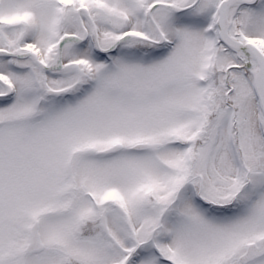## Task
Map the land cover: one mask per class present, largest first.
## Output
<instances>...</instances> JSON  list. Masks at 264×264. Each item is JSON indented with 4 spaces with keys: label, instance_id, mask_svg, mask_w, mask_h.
<instances>
[{
    "label": "snow or ice",
    "instance_id": "6c2138e0",
    "mask_svg": "<svg viewBox=\"0 0 264 264\" xmlns=\"http://www.w3.org/2000/svg\"><path fill=\"white\" fill-rule=\"evenodd\" d=\"M0 264H264V0H0Z\"/></svg>",
    "mask_w": 264,
    "mask_h": 264
}]
</instances>
